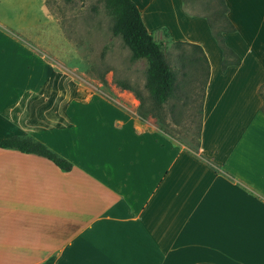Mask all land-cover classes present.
Wrapping results in <instances>:
<instances>
[{
	"label": "crops",
	"instance_id": "0c3cea01",
	"mask_svg": "<svg viewBox=\"0 0 264 264\" xmlns=\"http://www.w3.org/2000/svg\"><path fill=\"white\" fill-rule=\"evenodd\" d=\"M132 1L155 41L208 60L199 152L141 119L129 90L79 84L0 23V141L72 164L0 148V264H264V0H225L240 63L224 71L181 0Z\"/></svg>",
	"mask_w": 264,
	"mask_h": 264
},
{
	"label": "rangeland",
	"instance_id": "374dc122",
	"mask_svg": "<svg viewBox=\"0 0 264 264\" xmlns=\"http://www.w3.org/2000/svg\"><path fill=\"white\" fill-rule=\"evenodd\" d=\"M189 1V5L196 10L205 5L212 7L213 2ZM26 2L0 0V23L15 31L24 39L23 42L36 48L58 70L87 88L116 97L117 92L123 89L119 83H125L131 87L126 90L139 92L143 97L146 119L151 118L176 141L199 152L204 62L199 59L197 66L188 62L181 66V55L193 56L189 47L162 40L167 61L177 69L178 88L167 104L154 110L144 87L146 62L143 59L133 60L122 38L112 34L114 17L106 6V0Z\"/></svg>",
	"mask_w": 264,
	"mask_h": 264
},
{
	"label": "trees",
	"instance_id": "16d2710c",
	"mask_svg": "<svg viewBox=\"0 0 264 264\" xmlns=\"http://www.w3.org/2000/svg\"><path fill=\"white\" fill-rule=\"evenodd\" d=\"M184 9L189 15L202 16L210 29V32L222 51L221 69L224 71L229 65H237L240 63V58L228 47L225 43L224 34L234 32L236 30L233 23L228 18V6L225 0H212V7L209 5L203 6L200 10L194 9L189 5V0H181ZM106 6L109 12L114 17L112 26V34L120 36L124 44L131 52L133 60L143 59L146 62V78L144 87L148 91L152 101L153 109L158 110L167 104L169 99L176 95L178 88V74L177 69L171 65L165 56L162 49V44L155 41L153 36L147 31L144 25L139 10L132 0H106ZM176 46H187L193 56L187 57L181 55V66H185L186 62L199 65V59L203 60L205 73L204 89L207 83L209 74L208 60L203 53L201 47L194 43L184 41H175ZM199 53V56L194 55ZM183 74H186L183 71ZM123 89H131L125 83H119ZM264 84L259 87V92L263 96ZM135 97L140 101L137 114L141 119L147 117L144 108V101L142 95L133 90ZM204 93V92H203ZM264 110V105L262 111ZM159 128L168 133L161 125ZM0 148L15 149L24 153H32L53 162L58 168L68 171L72 168V164L61 157L55 151L48 148L40 141L34 140L31 137L11 136L0 141ZM199 148V135L198 145ZM188 150L193 154L197 151L188 147ZM215 169L212 164H209Z\"/></svg>",
	"mask_w": 264,
	"mask_h": 264
}]
</instances>
